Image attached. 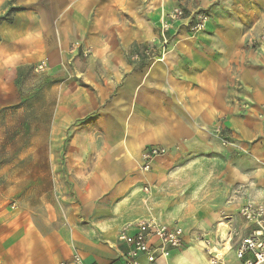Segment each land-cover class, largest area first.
<instances>
[{
	"label": "crops",
	"instance_id": "crops-1",
	"mask_svg": "<svg viewBox=\"0 0 264 264\" xmlns=\"http://www.w3.org/2000/svg\"><path fill=\"white\" fill-rule=\"evenodd\" d=\"M176 7L209 20L198 33L178 23L163 48L161 16ZM263 40L264 0H0V117H30L40 73L38 104L56 137L94 119L71 130L65 153L29 143L0 164V186L8 170L25 187L17 198L0 188V264H72L75 252L125 264L121 232L147 219L184 233L156 264H209L198 236L243 264L228 237L251 234L240 209L264 201ZM150 146L167 153L144 173Z\"/></svg>",
	"mask_w": 264,
	"mask_h": 264
},
{
	"label": "built area",
	"instance_id": "built-area-1",
	"mask_svg": "<svg viewBox=\"0 0 264 264\" xmlns=\"http://www.w3.org/2000/svg\"><path fill=\"white\" fill-rule=\"evenodd\" d=\"M186 20H191L189 25L191 32L198 33L206 29L209 16L206 12L190 16L182 7H176L167 13H163L159 26L163 48L166 47L168 42L169 32L175 29L178 23ZM77 51L76 47H72L71 52ZM88 54V50H83L84 56H88ZM152 54V49H148L146 52L147 57L152 58ZM46 66L45 62H41L36 70L41 72ZM214 135L224 145L228 143L221 126L216 127ZM166 153V149L160 146L145 148L141 156V170L144 173H149L153 162L164 157ZM145 191H148V189H145ZM239 214L246 223L254 227V230L247 236H242L238 230H234L229 234L228 239L230 238V241L234 238L238 239L236 256L243 264H264V201L261 203L247 202L242 206ZM129 231H134V235L130 236ZM119 239L130 245L124 256L125 264H156L159 258L169 256L170 249H180L185 243L184 233L180 227L164 225L155 219L142 220L127 225L122 230ZM197 240L204 243L206 252L209 255V264H226L224 254L214 252L212 241L201 236H198ZM72 264L85 263L81 255L75 252L72 256Z\"/></svg>",
	"mask_w": 264,
	"mask_h": 264
},
{
	"label": "rangeland",
	"instance_id": "rangeland-1",
	"mask_svg": "<svg viewBox=\"0 0 264 264\" xmlns=\"http://www.w3.org/2000/svg\"><path fill=\"white\" fill-rule=\"evenodd\" d=\"M262 42H264V40ZM32 81H33L32 92H33L34 104L30 112V117H26V120H23V118H19L16 121H13L12 118H8L5 116L0 117V164H7L11 162L14 156L12 151H15L16 149L18 150L19 147L22 148V146L24 145L27 146L29 143L32 145L33 149L46 145V142L49 149L51 147H55L56 145H58L63 148V152L65 153L67 149H69V147L71 146V140L73 139L74 136L71 130L73 128H78V130L82 131L84 129H87L88 126H90L91 124L93 125L94 119L92 121L90 120L92 123L90 121H79L74 125H70L67 128V132L63 133V137L62 136L56 137V130L58 128L55 125L54 117H50L51 115L49 113V110L46 117L45 115H43V112L41 114L43 108L40 107V105L38 104L40 100L41 91L39 89H36V87H38L40 85V82L43 81L41 74L40 73L35 74L33 76ZM45 130L47 131V135H48L47 139L43 135L45 133ZM77 140L81 141L82 138L80 139L78 138ZM82 141L80 144L76 143V145H82ZM37 151L39 152L38 149ZM37 156H39V154H37ZM54 156L55 154L53 150V154L52 155L49 154V157L54 158ZM50 161L54 163L55 159H51ZM36 168L38 169L39 167L36 166ZM33 170H34V166H33ZM41 172L43 173V170ZM50 172L51 171L49 170V174ZM8 173L11 174L13 173V171L5 170L3 172V180H1L2 186H0V188H2L3 191L7 189H9L10 191L12 189H15L14 195L16 198L23 196V190L25 189L24 185H20L19 182H17V185L10 182V180H8L9 179ZM15 173L17 174L18 178L23 177L22 170L21 171L16 170ZM32 173L39 174L37 171H33ZM34 188H38V187H34ZM61 188L63 190V187Z\"/></svg>",
	"mask_w": 264,
	"mask_h": 264
}]
</instances>
